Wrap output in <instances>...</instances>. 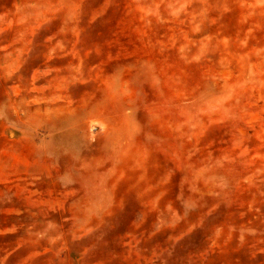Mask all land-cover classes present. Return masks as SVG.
Returning <instances> with one entry per match:
<instances>
[{
	"label": "rangeland",
	"instance_id": "374dc122",
	"mask_svg": "<svg viewBox=\"0 0 264 264\" xmlns=\"http://www.w3.org/2000/svg\"><path fill=\"white\" fill-rule=\"evenodd\" d=\"M0 264H264V0H0Z\"/></svg>",
	"mask_w": 264,
	"mask_h": 264
}]
</instances>
